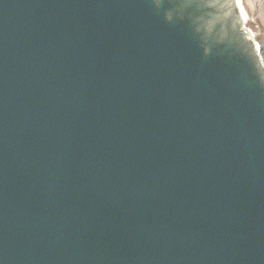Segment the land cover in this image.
Here are the masks:
<instances>
[{
    "label": "water",
    "instance_id": "obj_1",
    "mask_svg": "<svg viewBox=\"0 0 264 264\" xmlns=\"http://www.w3.org/2000/svg\"><path fill=\"white\" fill-rule=\"evenodd\" d=\"M248 36L235 0H0V264H264Z\"/></svg>",
    "mask_w": 264,
    "mask_h": 264
},
{
    "label": "rangeland",
    "instance_id": "obj_2",
    "mask_svg": "<svg viewBox=\"0 0 264 264\" xmlns=\"http://www.w3.org/2000/svg\"><path fill=\"white\" fill-rule=\"evenodd\" d=\"M248 19V29L261 45V55L264 62V0H242Z\"/></svg>",
    "mask_w": 264,
    "mask_h": 264
},
{
    "label": "bare ground",
    "instance_id": "obj_3",
    "mask_svg": "<svg viewBox=\"0 0 264 264\" xmlns=\"http://www.w3.org/2000/svg\"><path fill=\"white\" fill-rule=\"evenodd\" d=\"M235 1L237 4L238 11H240V13H241V18L243 19L242 22H243L244 28L248 33V30H247L248 29V19H247L246 11H244V7L242 4L243 2H242V0H235ZM248 34L250 36V37L248 36L250 44L252 45V48H253V51L257 57L258 63L262 64L263 69H264V62H263V58L261 55V45L254 40L253 35H251L250 33H248Z\"/></svg>",
    "mask_w": 264,
    "mask_h": 264
}]
</instances>
